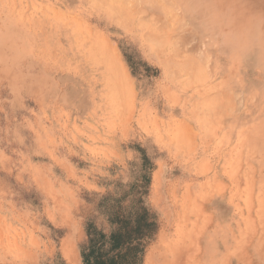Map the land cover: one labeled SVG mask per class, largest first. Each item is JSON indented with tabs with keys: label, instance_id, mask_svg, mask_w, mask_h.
Returning a JSON list of instances; mask_svg holds the SVG:
<instances>
[{
	"label": "rangeland",
	"instance_id": "374dc122",
	"mask_svg": "<svg viewBox=\"0 0 264 264\" xmlns=\"http://www.w3.org/2000/svg\"><path fill=\"white\" fill-rule=\"evenodd\" d=\"M142 216L136 264H264V0H0V264Z\"/></svg>",
	"mask_w": 264,
	"mask_h": 264
},
{
	"label": "trees",
	"instance_id": "16d2710c",
	"mask_svg": "<svg viewBox=\"0 0 264 264\" xmlns=\"http://www.w3.org/2000/svg\"><path fill=\"white\" fill-rule=\"evenodd\" d=\"M142 216L138 225H123L121 230L112 234V247L109 250L95 249L85 253L86 264H136L138 252L142 249L145 237L148 236L147 228L153 226ZM101 248V247H100Z\"/></svg>",
	"mask_w": 264,
	"mask_h": 264
}]
</instances>
